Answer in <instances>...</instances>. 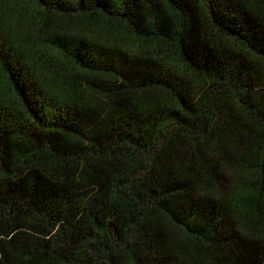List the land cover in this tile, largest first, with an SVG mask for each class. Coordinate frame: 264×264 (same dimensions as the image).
Here are the masks:
<instances>
[{
    "label": "trees",
    "instance_id": "1",
    "mask_svg": "<svg viewBox=\"0 0 264 264\" xmlns=\"http://www.w3.org/2000/svg\"><path fill=\"white\" fill-rule=\"evenodd\" d=\"M0 264H264V0H0Z\"/></svg>",
    "mask_w": 264,
    "mask_h": 264
}]
</instances>
